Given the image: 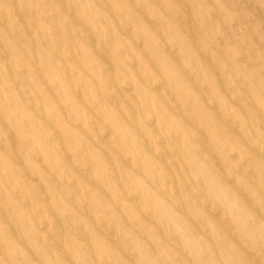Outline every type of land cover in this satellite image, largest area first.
I'll use <instances>...</instances> for the list:
<instances>
[{"label":"rangeland","instance_id":"374dc122","mask_svg":"<svg viewBox=\"0 0 264 264\" xmlns=\"http://www.w3.org/2000/svg\"><path fill=\"white\" fill-rule=\"evenodd\" d=\"M16 1L0 0V264H264V0Z\"/></svg>","mask_w":264,"mask_h":264},{"label":"bare ground","instance_id":"6f19581e","mask_svg":"<svg viewBox=\"0 0 264 264\" xmlns=\"http://www.w3.org/2000/svg\"><path fill=\"white\" fill-rule=\"evenodd\" d=\"M15 1H16V0H15ZM17 1H18V0H17ZM17 1H16V2H17ZM133 1H134V0H133ZM238 2H239V1H238ZM12 3H13V2H12ZM16 4H17V3H16ZM16 4H15V5H16ZM65 4H66V3H65ZM99 4H100V3H99ZM11 5H12V4H11ZM100 5H101V4H100ZM102 5H103V4H102ZM62 6H63V5H62ZM70 6H71V4H70ZM160 6H162V5L160 4ZM136 7H137V6H136ZM66 8H67V7H66ZM65 10H66V9H65ZM109 10H110V9H109ZM66 12H69V11H66ZM73 12H74V11H73ZM73 12H71V13L73 14ZM2 14H4V13L2 12ZM113 14H114V13H113ZM143 14H144V13H143ZM0 15H1V14H0ZM4 15L6 16V14H4ZM4 15H3V16H4ZM19 15H20V13H19ZM70 15H71V14H70ZM73 15H74V14H73ZM119 15H120V14H119ZM179 16H180V15H179ZM189 16H190V15H189ZM250 16H252V15H250ZM7 17H8V16H7ZM50 17H52V15H51ZM60 17H61V14H60ZM252 17H253V16H252ZM1 18H2V16H1ZM5 18H6V17H4V19H5ZM52 18H55V17L53 16ZM52 18H51V20H53ZM11 19H12V17H11ZM189 19H190V18H189ZM189 19H188V20H189ZM21 20H22V19H21ZM49 20H50V19H49ZM76 20H77V18H76ZM5 21H6V20H5ZM108 21H109V20H108ZM2 22H3V20H2ZM50 22H52V21H50ZM54 22H55V20H54ZM71 22H72V21H71ZM25 23H26V22H25ZM6 24H7V22H5V25H6ZM37 24H38V23H37ZM191 24H192V23H191ZM34 25H35V24H34ZM56 25H57V23H56ZM80 25H81V24H80ZM82 25H83V23H82ZM20 26H21V25H20ZM153 26H154V25H153ZM189 26H190V25H189ZM31 27H32V26H31ZM35 27H36V26H35ZM85 27H86V26H85ZM85 27H84V28H85ZM131 27H132V26H131ZM190 27H191V26H190ZM190 27H189V28H190ZM57 28H58V27H57ZM10 29H11V28H10ZM128 29H129V28H128ZM124 30H125V29H124ZM8 31H9V30H8ZM10 31H11V30H10ZM10 33H11V32H10ZM15 33H16V32H15ZM11 34H12V33H11ZM191 34H192V33H191ZM16 35H17V34H16ZM18 35H19V34H18ZM189 36H190V35H189ZM15 37H16V36H15ZM18 37H19V36H18ZM244 37H245V36H244ZM133 38H134V37H133ZM162 38H163V37H162ZM93 39H94V38H93ZM131 39H132V38H131ZM141 39H142V38H141ZM143 40H144V39H143ZM240 40H241V39H240ZM29 41H30V40H29ZM107 41H108V40H107ZM104 42H106V41H104ZM218 42H220V41H218ZM94 43H95V39H94V41H93V44H94ZM106 43H108V42H106ZM139 43H140V42H139ZM139 43H138V44H139ZM161 43H162V42H161ZM1 44H2V43H1ZM246 44H247V43H246ZM246 44H243V45H245V47H248ZM20 45H21V44H20ZM94 45H95V44H94ZM114 45H115V44H114ZM142 45H143V44H142ZM58 46H60V45H57L56 47H58ZM140 46H141V43H140L139 47H140ZM143 46H144V45H143ZM219 46H221V45H219ZM62 48H63V47H62ZM109 48H110V47H109ZM141 48H142V47H141ZM144 48H145V47H144ZM220 48H221V47H220ZM248 48H249V47H248ZM33 49H34V48H33ZM60 49H61V48H60ZM111 49H112V48H111ZM169 49H170V48H169ZM23 50H24V49H23ZM100 50H101V49H100ZM219 50H221V49H219ZM219 50H218V51H219ZM55 51H57V49H56ZM55 51H54V52H55ZM95 51H96V50H95ZM102 51H103V50H102ZM143 51H144V49H143ZM167 51H168V50H167ZM224 51H225V49H224ZM103 52H105V51H103ZM106 52H107V51H106ZM200 52H201V51H200ZM225 52H226V51H225ZM230 52H231V51H230ZM6 53H7V52H6ZM96 53H97V52H96ZM143 53H144V52H143ZM175 53H178V52H175ZM73 54H74V53H73ZM101 55H102V52H101ZM103 55H106V54L103 53ZM107 56H108V54H107ZM110 56H111V55H110ZM110 56H108V58H110ZM133 56H134V55H133ZM176 56H177V55H176ZM260 56H261V55H260ZM7 57H8V56H6V58H7ZM174 57H175V56H174ZM207 57H208V56H207ZM243 57H244V56H243ZM8 58H9V57H8ZM29 59H30V58H29ZM32 59H33V58H32ZM208 59H210V58H208ZM13 60H14V59H13ZM33 60H34V59H33ZM36 60H37V59L35 58V62H36ZM70 60H71V59H70ZM73 60H74V59H73ZM76 60H77V59H76ZM27 62H28V61H27ZM151 62H153V61H151ZM180 62H181V61H180ZM209 62H210V61H208V63H209ZM211 62H212V61H211ZM7 63H8V62H7ZM77 63H79V62H77ZM255 63H257V62H255ZM255 63L252 62L253 65H255ZM32 64H33V63H32ZM153 64H154V63H153ZM131 65H132V64H131ZM136 65H137V64H136ZM38 66H39V65H38ZM38 66H37V67H38ZM110 66H111V65H110ZM108 68H109V67H108ZM108 68H107V69H108ZM217 68H218V67H217ZM38 69H39V68H38ZM111 69H112V67H111ZM134 69H135V68H134ZM213 69H216V67L213 68ZM25 70H28V69H25ZM67 70H69V69H67ZM67 70H66V71H67ZM235 70H236V69H235ZM240 70H241V69H240ZM85 71H86V70H85ZM212 71H213V70H212ZM227 71H228V70H227ZM25 72H26V71H25ZM28 72H29V70H28ZM110 72H111V70H110ZM185 72H186V71H185ZM187 72H188V71H187ZM187 72H186V73H187ZM214 72H215V71H214ZM2 73H3V72H2ZM9 73H10V72H9ZM11 73H12V72H11ZM36 73H37V72H36ZM113 73H114V72H113ZM216 73H217V72H216ZM23 74H24V73H23ZM68 75H69V74H68ZM76 75H77V74H76ZM113 75H114V74H113ZM113 75H112V76H113ZM112 76H111V79H112ZM235 76H236V75H235ZM243 76H244V75H243ZM189 77H190V76H189ZM109 78H110V77H109ZM8 79H9V78H8ZM10 79H12V78H10ZM111 79H110V82H111ZM112 80H113V79H112ZM19 81H20V79H19ZM19 81H18V82H19ZM12 82H13V80H12ZM25 82H26V81H25ZM21 83H22V82H21ZM114 83H115V82H114ZM114 83H113V85H114ZM165 83H166V82H165ZM165 83H164V84H165ZM16 84H17V82H16ZM132 84H133V83H132ZM132 84H130V86H131ZM23 85H25V83H23ZM47 85H48V84H47ZM149 85H150V84H149ZM222 85H223V84H222ZM240 85H241V84H240ZM15 86H16V85H15ZM18 86H19V85H18ZM153 86H154V85H153ZM163 86H167V85L165 84V85H163ZM163 86H161V88H162ZM33 87H34V85H33ZM48 87H49V86H48ZM114 87H115V85H114ZM196 87H197V86H196ZM196 87H195V88H196ZM17 88H18V87H17ZM131 88H132V87H131ZM74 89H75V88H74ZM78 89H79V87H78ZM193 89H194V88H193ZM29 90H30V89H29ZM79 90H80V89H79ZM122 90H123V88H122ZM130 90H131V89H130ZM168 90H169V89H168ZM230 90H231V89H230ZM127 91H128V90H127ZM247 91H248V90H247ZM27 92H28V91H27ZM52 92H53V91H52ZM131 92H132V91H131ZM163 92H164V91H163ZM163 92H162V93H163ZM169 92H170V90H169ZM133 93H134V92H133ZM123 94H126V93L124 92ZM75 95H76V94H75ZM79 95H80V94H79ZM161 95H162V94H161ZM229 95H230V94H229ZM38 96H39V95H38ZM116 96H117V95H116ZM39 97H40V96H39ZM162 97H163V96H162ZM164 97H165V96H164ZM164 97H163V98H164ZM114 98H115V97H114ZM242 98H243V97H242ZM245 98H246V97H245ZM27 99H31V98H27ZM33 99H34V98H33ZM36 99H37V98H36ZM36 99H34V100H36ZM111 99H112V98H111ZM124 99H125V98H124ZM164 99H165V98H164ZM82 100H83V99H82ZM173 100H174V99H173ZM203 100H204V99H203ZM207 100H209V99H207ZM113 101H114V100H113ZM116 101H117V100H115V103H116ZM131 101H133V103H134L133 98H132ZM231 101H232V100H231ZM12 102H14V101H12ZM117 102H119V101H117ZM214 102H215V101H214ZM214 102H212L211 104L215 105ZM31 103H32V102H31ZM33 103H34V102H33ZM39 103H40V101H39ZM82 103H84V102H82ZM111 103H112V101H111ZM235 103H237V102H235ZM119 104H120V102H119ZM129 104H130V103H129ZM250 104H251V103H250ZM253 104H254V102H253ZM253 104H252V105H253ZM29 105H30V103H29ZM32 105H33V104H32ZM32 105H30V106H32ZM117 105H118V104H117ZM209 105H210V103H209ZM217 105H218V104H217ZM221 105H222V104H221ZM33 106H34V105H33ZM33 106H32V107H33ZM42 106H43V105H42ZM42 106H41V107H42ZM118 107H119V105H118ZM169 107H170V106H169ZM226 107H227V105H226ZM228 107H229V106H228ZM252 107H253V106H252ZM30 108H31V107H30ZM39 108H40V107H39ZM39 108H38V109H39ZM63 108H64V107H63ZM89 108H90V107H89ZM94 108H95V107H94ZM179 108H180V107H179ZM213 108H214V107H213ZM151 109H152V108H151ZM190 109H191V108H190ZM1 111H2V110H1ZM36 111H37V110H36ZM40 111H41V110H40ZM43 111H44V110H43ZM70 111H71V110H70ZM179 111H180V110H179ZM194 111H195V110H194ZM194 111H193V112H194ZM41 112H42V111H41ZM67 112H68V111H67ZM92 112H93V111H92ZM260 112H261V111H260ZM6 113H7V111H6ZM37 113H38V112H37ZM39 113H40V112H39ZM44 113H45V111H44ZM70 113H71V112H70ZM3 114H4V113H3ZM41 114H42V113H41ZM1 115H2V114H1ZM1 115H0V116H1ZM72 115H73V114H72ZM177 115H178V114H177ZM179 115H180V113H179ZM65 116H67V115H65ZM70 116H71V115H70ZM89 116H90V115H89ZM218 116H220V115H218ZM218 116H217V117H218ZM258 116H259V114H258ZM260 116H261V115H260ZM260 116H259V117H260ZM1 117H2V116H1ZM3 117H5V116L3 115ZM3 117H2V118H3ZM42 117H43V116H42ZM91 117H92V116H91ZM231 117H232V116H231ZM105 118H106V117H105ZM134 118H135V117H134ZM223 118H224V117H223ZM227 118H228V117H227ZM3 119H4V118H3ZM26 119H27V118H26ZM35 119H36V118H35ZM43 119H44V118H43ZM72 119H73V117H72ZM86 119H88V118H86ZM103 119H104V118H103ZM44 120H45V119H44ZM73 120H74V119H73ZM230 120H231V119H230ZM262 120H263V119H262ZM262 120H261V121H262ZM27 121H28V120H27ZM35 121H36V120H35ZM135 121H136V120H135ZM219 121H220V120H219ZM226 121H227V120H226ZM1 122H2V121H1ZM47 122H49V120H48ZM148 122H149V120H148ZM230 122H231V121H230ZM72 123H73V122H72ZM228 123H229V119H228ZM1 124H2V123H1ZM19 124H20V123H19ZM24 124H25V123H24ZM52 124H53V123H52ZM73 124H74V123H73ZM73 124H72V125H73ZM108 124H109V123H108ZM108 124H107V125H108ZM36 125H37V124H36ZM36 125H35V126H36ZM45 125H46V124H45ZM132 125H133V124H132ZM137 125H138V124L136 123V126H137ZM230 125H231V124H229V126H230ZM25 126H26V125H25ZM43 126H44V125H43ZM73 126H74V125H73ZM77 126H78V125H77ZM79 126H80V125H79ZM192 126H193V125H192ZM237 127H238V126H237ZM78 128H79V127H78ZM232 128H234V127H232ZM6 129H7V128H6ZM60 129H61V128H60ZM155 129H157V128H155ZM196 129H197V128H196ZM95 130H96V129H95ZM97 130H99V127H98ZM109 130H110V129H109ZM175 131H177V130H175ZM57 132H58V131H57ZM109 132H110V131H109ZM11 133H12V132H11ZM178 133H180V132H178ZM191 133H192V132H191ZM7 134H8V132H7ZM9 134H10V132H9ZM9 134H8V136H10ZM89 135H90V134H89ZM105 135H106V133H105ZM105 135H104V136L102 135L103 138L105 137ZM109 135H110V134H109ZM112 135H113V134H112ZM11 136H12V135H11ZM16 136H18L17 133H16ZM82 136H83V135H82ZM98 136H99V135H98ZM98 136H97V137H98ZM176 136H177V135H176ZM14 137H15V136H14ZM160 137H161V136H160ZM178 137H179V135H178ZM202 137H204V136H202ZM56 138H58V137H56ZM56 138H55V140H56ZM145 138H146V137H145ZM145 138H144V139H145ZM162 138H163V137H162ZM17 139H18V138H17ZM41 139H42V138H41ZM107 139H108V138H107ZM110 139H111V137H110ZM163 139H164V138H163ZM181 139H182V138H181ZM203 139H206V138H203ZM8 140H9V139H8ZM10 140H11V138H10ZM12 140H13V139H12ZM18 140H19V139H18ZM18 140H17V141H18ZM101 140H102V139H101ZM103 140H104V139H103ZM103 140H102V141H103ZM117 140H118V139H117ZM175 140H176V137H175ZM193 140H195V139H193ZM109 141H111V140H109ZM109 141H107V143H109ZM179 141H181V140L179 139ZM0 142H1V141H0ZM53 142H55V141H53ZM59 142H60V141H59ZM98 142H99V140H98ZM104 142H105V141H104ZM172 142H173V140H172ZM181 142H182V141H181ZM197 142H198V141H197ZM2 143H3V142H2ZM5 143H6V142H5ZM10 143H11V142H10ZM110 143H111V142H110ZM198 143H199V142H198ZM205 143H206V142H205ZM207 143H208V142H207ZM207 143H206V144H207ZM254 143H255V142H254ZM0 144H1V143H0ZM13 144H14V143H13ZM146 144H148V143H146ZM160 144H162V143H160ZM175 144H176V143H175ZM203 144H204V142H203ZM19 145H20V141H19ZM100 145H101V144H100ZM108 145H109V144H108ZM163 145H164V144H163ZM177 145H178V144H177ZM1 146H2V145H1ZM15 146H16V145H15ZM110 146H111V145H110ZM110 146H109V147H110ZM203 146H204V145H203ZM205 146H207V145H205ZM12 147H14V146H11L10 148H12ZM85 147H86V146H85ZM99 147H101V146H99ZM99 147H98V148H99ZM59 148H60V146H59ZM146 148H147V147H146ZM164 148H165V147H164ZM5 149H6V147H5ZM63 149H64V148H63ZM113 149H114V148H112V150H113ZM125 149H126V148H125ZM206 149H207V148H206ZM254 149H255V148H254ZM11 150H12V149H11ZM11 150H10V151H11ZM18 150H19V149H18ZM57 150H58V149H57ZM60 150H61V149H60ZM257 150H259V149H257ZM14 151H15V150H14ZM105 151H106V150H105ZM113 151L115 152V150H113ZM2 152H3V151H2ZM16 152H17V151H16ZM81 152H82V151H81ZM106 152H107V151H106ZM152 152H153V151H152ZM108 153H109V152H108ZM117 153H118V152H117ZM176 153H177V152H176ZM176 153H175V154H176ZM1 154H2V153H1ZM1 154H0V155H1ZM6 154H7V153H6ZM15 154H16V153H15ZM56 154H57V153H56ZM166 154H167V153H166ZM212 154H213V153H212ZM3 155H4V154H3ZM13 155H14V154H13ZM16 155H17V154H16ZM66 155H67V154H66ZM85 155H86V154H85ZM119 155H120V154H119ZM179 155H180V154H179ZM179 155H178V156H179ZM1 156H2V155H1ZM55 156H56V155H55ZM87 156H89V155H87ZM162 156H163V155H162ZM236 156H237V155H236ZM263 156H264V155H263ZM263 156H261V157H263ZM2 157H4V156H2ZM10 157H11V154H10ZM14 157L17 159L16 156H14ZM35 157H36V156H35ZM57 157H58V156H57ZM107 157H108V155H107ZM163 157H164V156H163ZM171 157H172V156H171ZM175 157H176V156H175ZM179 157H180V156H179ZM18 158H19V157H18ZM37 158H38V157H37ZM67 158H68V157H67ZM109 158H110V157H109ZM158 158H159V157H158ZM164 158H165V157H164ZM19 159H20V158H19ZM129 159H130V157H129ZM7 160H8V159H7ZM10 160H11V159H10ZM38 160H39V159H38ZM40 160H41V159H40ZM61 160H62V159H61ZM107 160L109 161V159H107ZM163 160H164V159H163ZM209 160H210V159H209ZM209 160H208V162H209ZM218 160H219V159H218ZM87 161L89 162V159H88ZM92 161H93V160H92ZM112 161H113V160H112ZM247 161H248V160H247ZM250 161H251V160H250ZM10 162H12V161H10ZM20 162H21V161H20ZM20 162H18V163H20ZM62 162H64V160H62ZM162 162H163V161H162ZM164 162H165V161H164ZM23 163H24V162H23ZM81 163H82V162H81ZM91 163H92V162H91ZM111 163H114V162H111ZM171 163H172V162H171ZM174 163H175V162H174ZM20 164H22V163H20ZM43 164H44V163H43ZM65 164H66V162H65ZM72 164H73V163H72ZM72 164H71V165H72ZM152 164H153V163H152ZM216 164H217V163H216ZM10 165H11V164H10ZM23 165H24V164H23ZM62 165H63V164H62ZM111 165H112V164H111ZM64 166H66V165H64ZM89 166H90V165H89ZM112 166H114V165H112ZM177 166H178V165H177ZM221 166H222V165H221ZM252 166H253V165H252ZM12 167H13V166H12ZM84 167H85V166H84ZM216 167H217V166H216ZM68 168H69V166H68ZM70 168H71V167H70ZM114 168H116V167H114ZM134 168H135V167H134ZM168 168H169V167H167V169H168ZM170 168H171V167H170ZM170 168H169V170H170ZM24 169H25V168H24ZM26 169H27V168H26ZM83 169H84V168H83ZM87 169H88V168H87ZM116 169H117V168H116ZM241 169H244V168H241ZM0 170H1V168H0ZM32 170H33V169H32ZM71 170H72V169H71ZM79 170H82V169L80 168V169H78V171H79ZM84 170H85V169H84ZM93 170H95V169L93 168ZM140 170H141V169H140ZM142 170H143V169H142ZM250 170H251V169H250ZM27 171H28V170H27ZM47 171H48V170H47ZM86 171H87V170H86ZM89 171H91V170H89ZM170 171H171V170H170ZM14 172H15V171H14ZM21 172H22V171H21ZM72 172H73V171H72ZM72 172H71V173H72ZM82 172H83V171H82ZM69 173H70V171H69ZM83 173H84V172H83ZM91 173H92V171H91ZM91 173H90V174H91ZM93 173H94V172H93ZM117 173H118V172H117ZM138 173H139V172H138ZM185 173H186V172H185ZM250 173H251V172H250ZM51 174H54V172L51 173ZM67 174H68V172H67ZM73 174H74V173H73ZM78 174H80V173H78ZM81 174H82V173H81ZM81 174H80V175H81ZM86 174H87V172H86ZM118 174H119V173H118ZM170 174H171V173H170ZM186 174H187V173H186ZM21 175H22V174H21ZM25 175H26V174H25ZM29 175H30V174H29ZM71 175H72V174H71ZM74 175H75V174H74ZM84 175H85V174H84ZM84 175H83V176H84ZM91 175H92V174H91ZM91 175H90V176H91ZM140 175H142V173H141ZM188 175H189V174H187V177H188ZM246 175H247V174H246ZM22 176H23V175H22ZM26 176H27V175H26ZM26 176H25V177H26ZM72 176H73V175H72ZM75 176H76V175H75ZM115 176H116V175H115ZM251 176H252V175H251ZM77 177H78V176H77ZM77 177H76V178H77ZM85 177H86V175H85ZM87 177H88V174H87ZM87 177H86V178H87ZM116 177H117V176H116ZM224 177H225V175H224ZM252 177H253V176H252ZM252 177H251L250 179H252ZM26 178H27V177H26ZM53 178H54V177H53ZM86 178H85V179H86ZM93 178H94V177H93ZM113 178H115V177H113ZM27 179H28V178H27ZM30 179H31V177H30ZM33 179H34V178H33ZM78 179H79V177H78ZM91 179H92V178H91ZM109 179H110V178H109ZM117 179H119V176H118ZM174 179H176V178H174ZM189 179H190V178H189ZM228 179H229V178H228ZM228 179H227V180H228ZM233 179H235V178H233ZM233 179L231 178L230 180H233ZM5 180H6V178H5ZM44 180H45V179H43V182H44ZM81 180H82V179H81ZM112 180H113V179H112ZM157 180H158V179H157ZM255 180H256V179L254 178V181H255ZM29 181H30V180H29ZM35 181H36V180H35ZM41 181H42V180H41ZM54 181H55V180H54ZM82 181H83V180H82ZM82 181H81V182H82ZM158 181H159V180H158ZM161 181H162V180H161ZM175 181H176V180H175ZM202 181H203V180H202ZM251 181H252V180H251ZM254 181H252V182H254ZM256 181H257V180H256ZM6 182H7V181H6ZM30 182H31V181H30ZM43 182H42V183H43ZM66 182H67V181H66ZM90 182H91V181H90ZM98 182H99V181H98ZM148 182H149V181H148ZM156 182H157V181H156ZM200 182H201V181H200ZM12 183H14V182H12ZM83 183H84V182H83ZM149 183H150V182H149ZM158 183H159V182H158ZM173 183H174V181H173ZM175 183L177 184V182H175ZM75 184H76V183H75ZM97 184H98V183H97ZM105 184H106V183H105ZM123 184H124V183H123ZM156 184H157V183H156ZM156 184H155V185H156ZM190 184H191V183H190ZM200 184H202V183H200ZM200 184H199V185H200ZM21 185H22V184H21ZM42 185H43V184H42ZM58 185H59V184H58ZM72 185H73V183H72ZM94 185H95V184H94ZM98 185H99V187H100V184H98ZM8 186H9V185H8ZM11 186H12V185H11ZM70 186H71V185H70ZM88 186H89V185H88ZM95 186H96V185H95ZM12 187H13V186H12ZM60 187H61V186H60ZM62 187H63V186H62ZM85 187H86V185H85ZM85 187H84V188H85ZM89 187H90V186H89ZM155 187H156V186H155ZM176 187H178V186L176 185ZM183 187H184V186H183ZM49 188H50V187H49ZM76 188H77V187H76ZM90 188H91V187H90ZM101 188H102V187H101ZM11 189L13 190V188H11ZM37 189H38V188H37ZM60 189H61V188H60ZM178 189H179V188H178ZM203 189H204V188H203ZM43 190H44V189H43ZM91 190H92V189H90L89 192H91ZM239 190H241V189H239ZM239 190H238V191H239ZM70 191H71V190H70ZM86 191H88V190L86 189ZM95 191H96V190H95ZM104 191H105V190H104ZM112 191H113V189H112ZM16 192H17V191H16ZM16 192H15V193H16ZM37 192H38V191H37ZM44 192H45V190H44ZM44 192L41 191V194L44 193ZM58 192H59V190H58ZM61 192H62V191H61ZM66 192H67V190H66ZM71 192H72V191H71ZM75 192H76V191H75ZM77 192H78V191H77ZM105 192H106V191H105ZM109 192H110V190H109ZM139 192H140V191H139ZM178 192H179V191H178ZM17 193H19V192H17ZM24 193H25V192H24ZM63 193H64V192H63ZM80 193H81V192H80ZM106 193H107V194H111V193H108V192H106ZM241 193H242V192H241ZM3 194H4V193H3ZM64 194H65V193H64ZM75 194H76V193H75ZM84 194L86 195V192H84ZM100 194H101V193H100ZM139 194H140V193H139ZM19 195H20V194H19ZM39 195H40V194H39ZM39 195H38V196H39ZM72 195H74V194H72ZM85 195H84V196H85ZM130 195H131V194H130ZM140 195H141V194H140ZM176 195H177V194H176ZM40 196H41V195H40ZM65 196H66V195H65ZM172 196H173V195H172ZM178 196H179V194H178ZM196 196H197V195H196ZM198 196H199V195H198ZM0 197H1V196H0ZM5 197H6V196H5ZM18 197H19V196H18ZM18 197H17V198H18ZM20 197H21V196H20ZM41 197H42V196H41ZM70 197H71V196H69V198H70ZM102 197H104V196H102ZM111 197H112V196H111ZM126 197H127V196H126ZM131 197H132V196H131ZM131 197H130V198H131ZM26 198H28V196H27ZM67 198H68V197H67ZM71 198H73V197H71ZM88 198H91V197H89V195H88ZM133 198L138 199V198H136V197H132V199H133ZM200 198H202V197H200ZM47 199H48V196H47ZM135 199H134V200H135ZM175 199H178V198L175 196ZM250 199H251V198H249V200H250ZM7 200H8V199H7ZM70 200H71V199H70ZM78 200H79V199H78ZM127 200H129V198H128ZM130 200H131V199H130ZM180 200H181V199H180ZM27 201H28V203H29V205H30L29 200H27ZM43 201H44V199H43ZM45 201H46V200H45ZM117 201H118V199H117ZM119 201H120V200H119ZM119 201H118V202H119ZM121 201H122V200H121ZM131 201H132V200H131ZM139 201H140V199H139ZM181 201H182V200H181ZM9 202H10V201H9ZM71 202H73V201L71 200ZM134 202H136V201H134ZM3 203H5V202H3ZM7 203H8V202H7ZM7 203H6V204H7ZM22 203H23V202H22ZM25 203H27V202H25ZM63 203H64V202H63ZM63 203H62V204H63ZM73 203H74V202H73ZM78 203H80V201H79ZM87 203H88V202H87ZM106 203H107V201H106ZM119 203H120V202H119ZM140 203H141V202H140ZM208 203H209V202H208ZM208 203H206V205H207ZM9 204H11V203H9ZM80 204H81V203H80ZM82 204H83V203H82ZM82 204H81V205H82ZM136 204H137V203H136ZM142 204H143V203H142ZM29 205H28V206H29ZM49 205H50V204H49ZM88 205H89V204H88ZM90 205H91V204H90ZM101 205H103V204H101ZM106 205H107V204H106ZM115 205H116V204H115ZM58 206H59V205H58ZM91 206H92V205H91ZM207 206H208V205H207ZM31 207H32V206H31ZM49 207H51V206H49ZM116 207H117V206H116ZM42 208H43V207H42ZM51 208H52V207H51ZM54 208H55V207H54ZM107 208H108V207H107ZM118 208H119V206H118ZM122 208H126V207H122ZM256 208H257V207H255V209H256ZM56 209H57V208H56ZM93 209H94V207H93ZM108 209H109V208H108ZM10 210H11V208H10ZM35 210H36V209H35ZM73 210H74V209H73ZM124 210H125V209H124ZM219 210H221V209L219 208ZM52 211H53V210H52ZM57 211H58V210H57ZM88 211H89V210H88ZM88 211H87V212H88ZM107 211H108V210H107ZM80 212H81V211H80ZM83 212H84V211H83ZM90 212L92 213V211H90ZM110 212H111V211H110ZM141 212H142V211H141ZM49 213H50V212H49ZM61 213H62V212H61ZM183 213H184V212H183ZM17 214H18V213H17ZM25 214H27V213H25ZM25 214H24V215H25ZM50 214H51V213H50ZM85 214H88V213H86V211H85ZM115 214H116V213H115ZM185 214H187V213H185ZM220 214H221V213H220ZM12 215L14 216V213H12ZM51 215H53V214H51ZM1 216H2V214H1ZM13 216H12V218H13ZM41 216H42V215H41ZM64 216H65V215H64ZM89 216H90V213H89ZM92 216H93V215H92ZM122 216H123V215H122ZM189 216H190V215H189ZM217 216H218V215H217ZM219 216H220V215H219ZM3 217H4V216H3ZM15 217H16V216H15ZM56 217H57V216H56ZM149 217H150V215H149ZM34 218H35V217H34ZM36 218H37V217H36ZM42 218H43V217H42ZM61 218H62V217H61ZM153 218H154V217H153ZM189 218H190V217H189ZM226 218H227V217H226ZM263 218H264V217H263ZM5 219H6V218H5ZM5 219H4V220H5ZM13 219H14V218H13ZM19 219H20V218H19ZM100 219H101V218H100ZM221 219H222V218H221ZM227 219H228V218H227ZM20 220H21V219H20ZM22 220H23V219H22ZM66 220H68V218H67ZM94 220H95V219H94ZM194 220H195V219H194ZM7 221H8V220H6V222H7ZM12 221H13V222H16V221H14V220H12ZM17 221H18V219H17ZM23 221H24V220H23ZM61 221H62V220H61ZM77 221H78V220H77ZM156 221H157V220H156ZM221 221H222V220H221ZM25 222H26V221H25ZM38 222H39V221H38ZM81 222H82V221H81ZM152 222H153V220H152ZM168 222H169V221H168ZM226 222H227V221H225L224 224H225ZM16 223H17V222H16ZM26 223H27V222H26ZM26 223H25V224H26ZM46 223H48V222H46ZM58 223H59V221H58ZM68 223H69V222H68ZM107 223H108V222H107ZM195 223L197 224V222H195ZM215 223H216V222H215ZM228 223H229V222H228ZM21 224L23 225L24 223H21ZM21 224H20V225H21ZM28 224H29V223H28ZM101 224H102V223H101ZM105 224H106V223H105ZM105 224H104V226H105ZM125 224H126V223H125ZM209 224H210V221H209ZM216 224H217V223H216ZM216 224H215V225H216ZM11 225H12V224H11ZM42 225H43V224H42ZM47 225H48V224H47ZM47 225H46V226H47ZM54 225H55V224H54ZM58 225H59V224H58ZM95 225H96V224H95ZM102 225H103V224H102ZM137 225H138V224H137ZM217 225H218V224H217ZM221 225H222V224H221ZM24 226H25V225H24ZM96 226H97V225H96ZM96 226H95V227H96ZM98 226H99V225H98ZM100 226H101V225H100ZM104 226H103V227H104ZM112 226L116 227V225H112ZM158 226H159V225H158ZM222 226H223V225H222ZM228 226H230V225H228ZM259 226H260V225H259ZM20 227H21V226H20ZM47 227H48V226H47ZM54 227H55V226H54ZM83 227H84V226H83ZM103 227H102V228H103ZM202 227H203V226H202ZM217 227H218V226H217ZM225 227H226V226H225ZM230 227H231V226H230ZM18 228H19V227H18ZM21 228H22V227H21ZM24 228H25V227H24ZM26 228H27V227H26ZM42 228H43V227H42ZM42 228H41V231H42ZM104 228H105V227H104ZM160 228H161V227H160ZM223 228H224V226H223ZM0 229H1V228H0ZM5 229L8 231L7 228H5ZM48 229H49V227H48ZM60 229H61V227H60ZM80 229H82V228H80ZM114 229H115V228H114ZM116 229H117V228H116ZM116 229H115V231H116ZM135 229H136V228H135ZM213 229H214V228H212V230H213ZM218 229H219V227H218ZM226 229H227V227H226ZM231 229H232V228H231ZM9 230H10V229H9ZM13 230H14V228H13ZM13 230H12V231H13ZM33 230H34V229H33ZM45 230H46V228H45ZM45 230H44V231H45ZM51 230H53V229H51ZM78 230H79V229H78ZM98 230H99V227H98ZM160 230H161V229H160ZM201 230H203V229H201ZM228 230H230V229L228 228ZM46 231H47V230H46ZM99 231H100V230H99ZM103 231H104V230H103ZM117 231H118V229H117ZM204 231H205V230H204ZM206 231H208V230L206 229ZM206 231H205V232H206ZM219 231H220V230H219ZM24 232H25V231H24ZM55 232H56V231H55ZM160 232H161V231H160ZM166 232H167V231H166ZM170 232H171V231H170ZM3 233H4V232H3ZM15 233H16V232H15ZM40 233H41V232H40ZM62 233H63V232H62ZM79 233H80V231H79ZM82 233H83V235H84V232H82ZM111 233L113 234L112 231H111ZM111 233H109V234L111 235ZM114 233H115V232H114ZM116 233H117V232H116ZM162 233H163V231H162ZM12 234H14V233H12ZM41 234H42V233H41ZM58 234H60V232H59ZM69 234H70V233H69ZM171 234H172V233H171ZM171 234H170V235H171ZM210 234H211V233H210ZM261 234H262V233H261ZM22 235H23V234H22ZM29 235H30V234H29ZM39 235H40V234H39ZM62 235H63V234H62ZM107 235H108V234H106L105 236H107ZM113 235H114V234H113ZM162 235H163V234H162ZM172 235H173V234H172ZM175 235H176V234H175ZM207 235H208V234H206L205 236H207ZM234 235H235V234H234ZM234 235H233V236H234ZM16 236H17V233H16ZM56 236H57V235H56ZM84 236H85V235H84ZM86 236H87V235H86ZM108 236H109V235H108ZM213 236H214V235H213ZM219 236H220V235H219ZM223 236H224V235H223ZM24 237H25V235H24ZM31 237H32V236H31ZM61 237H62V236H61ZM73 237H75V236H73ZM174 237L176 238V236H174ZM208 237H209V235H208ZM230 237H231V236H230ZM235 237H237V236H234V238H235ZM49 238H50V237H49ZM51 238H52V237H51ZM54 238H55V237H54ZM66 238H67V237H66ZM69 238H70V237H69ZM88 238H89V236H88ZM110 238H111V237H110ZM147 238H148V237H147ZM175 238H173V239H175ZM200 238H201V236H200ZM210 238H211V237H210ZM214 238H216V236H214ZM221 238H222V237H221ZM225 238H226V237H225ZM227 238H228V236H227ZM25 239H26V238H25ZM31 239H32V238H31ZM79 239H80V238H79ZM86 239H87V237H86ZM134 239H135V238H134ZM211 239H212V238H211ZM222 239H223V238H222ZM38 240H40V238H39ZM41 240H42V239H41ZM54 240H55V239H54ZM57 240H58V239H57ZM57 240H56V242H57ZM59 240H60V239H59ZM74 240H75V239H74ZM81 240H82V239H81ZM83 240H84V239H83ZM112 240H113V239H112ZM199 240H200V239H199ZM217 240L221 241L220 239H217ZM32 241H33V240H31V242H32ZM61 241H63V239H62ZM85 241H86V240H85ZM87 241H88V240H87ZM58 242H59V241H58ZM114 242H115V241H114ZM180 242H181V241H180ZM180 242H178V243H180ZM190 242H191V241H190ZM212 242H213V241H212ZM221 242H222V241H221ZM23 243H25V242H23ZM32 243H33V242H32ZM62 243H63V242H62ZM170 243H171V242H170ZM15 244H16V243H15ZM47 244H48V243H47ZM47 244L45 243V246H47ZM51 244H52V243H51ZM58 244H59V243H58ZM58 244H55V245L57 246ZM76 244H77V243H76ZM114 244H115V243H114ZM176 244H177V243H176ZM176 244H175V246H176ZM211 244H212V243H210V245H211ZM246 244H247V243H246ZM16 245H17V244H16ZM26 245H27V244H26ZM49 245H50V244H49ZM52 245H53V244H52ZM52 245H51V246H52ZM116 245H117V244H116ZM212 245L214 246V244H212ZM225 245H227V244H225ZM258 245H260V244H258ZM18 246H19V245H18ZM28 246H29V245H28ZM56 246H55V247H56ZM89 246H90V244H89ZM2 247H4V246H2ZM39 247H40V246H39ZM53 247H54V246H53ZM78 247H80V246H78ZM96 247H97V246H96ZM214 247H215V246H214ZM214 247H213V248H214ZM227 247H228V245H227ZM240 247H241V246H240ZM245 247H246V249H244V248H243V249H244V251H245V250L247 251V250H248V249H247V246H245ZM20 248H21V247H20ZM83 248H86V247H83ZM120 248H121V247H120ZM133 248H134V246H133ZM248 248H249V247H248ZM56 249H57V248H56ZM74 249H76V248H74ZM80 249H81V247H80ZM89 249H90V247H89ZM182 249H183V248H182ZM23 250H24V249H23ZM85 250H86V249H85ZM87 250H88V249H87ZM87 250H86V251H87ZM122 250H123V249H122ZM125 250H126V249H125ZM38 251H39V250H38ZM64 251H65V250H64ZM75 251H76V250H75ZM88 251H89V253H90V250H88ZM215 251H216V250H215ZM233 251H234V250H233ZM61 252H62V251H61ZM65 252H66V251H65ZM76 252H77V251H76ZM91 252H92V251H91ZM156 252H157V251H156ZM169 252H170V251H169ZM229 252H230V251H229ZM62 253H63V252H62ZM69 253H70V252H69ZM123 253H124V252H123ZM127 253H129V252H127ZM133 253H134V251H133ZM133 253H132V254H133ZM182 253H183V252H182ZM209 253H210V252H208L207 254H209ZM216 253H217V252H216ZM246 253H247V252H246ZM251 253H253V251H252ZM44 254H45V253H44ZM92 254H93V253H92ZM135 254H136V252H135ZM160 254H161V253H160ZM186 254H187V253H186ZM186 254H185V255H186ZM47 255H48V254H47ZM79 255H80V254H79ZM90 255H91V254H90ZM103 255H104V254H103ZM150 255H151V254H150ZM153 255H154V254H153ZM163 255H165V254H163ZM163 255H161V256L163 257ZM216 255H217V254H216ZM35 256H36V255H35ZM35 256H34V257H35ZM50 256H51V255H50ZM63 256H64V254H63ZM66 256H69V255H66ZM66 256H65V257H66ZM70 256H71V255H70ZM87 256H88V255H87ZM93 256H95V255L93 254ZM208 256H209V258H210V255H208ZM252 256H253V255H252ZM52 257H53V255L50 257V259H51ZM79 257H80V256H79ZM88 257H89V256H88ZM88 257H86V258H88ZM20 258H21V257H20ZM47 258H49V257H47ZM54 258H55V257H54ZM73 258H75V257H73ZM81 258H82V257H81ZM89 258H90V257H89ZM95 258H96V257H95ZM132 258H133V257H132ZM135 258H137V257L135 256V257H134V260H135ZM213 258L215 259V257H213ZM216 258H217V257H216ZM235 258L237 259V257H235ZM36 259H37V258H36ZM45 259H46V258H45ZM50 259H49V260H50ZM75 259H77V258H75ZM93 259H94V257H93ZM121 259H123V258H121ZM165 259H166V256H165ZM182 259H183V258H182ZM236 259H235V261H236ZM29 260H30V258H29ZM41 260H43V259H41ZM41 260H40V261H41ZM77 260H78V259H77ZM83 260H84V259H83ZM90 260H91V258H90ZM136 260H137V259H136ZM157 260H159V259H157ZM179 260H180V258H179ZM250 260H251V259H250ZM1 261H2V260H1ZM52 261H55V260L52 258ZM70 261H71V257H70ZM75 261H76V260H75ZM78 261H79V260H78ZM84 261H86V260H84ZM95 261H96V260H95ZM95 261H94V262H95ZM159 261H160V260H159ZM180 261H181V260H180ZM190 261H191V260H190ZM190 261H189V262H190ZM252 261H253V260H252ZM261 261H262V260H261ZM43 262H44V261H43ZM81 262H82V260L79 261V263H81ZM86 262H87V261H86ZM241 262H242V261H241ZM254 262L256 263V261H254ZM262 262H263V261H262ZM41 263H42V261H41ZM75 263H76V262H75ZM190 263H191V262H190ZM258 263H259V262H258ZM28 264H29V263H28ZM44 264H45V263H44ZM76 264H78V263H76ZM82 264H83V263H82ZM91 264H92V263H91ZM102 264H103V263H102ZM162 264H163V263H162ZM169 264H170V263H169ZM238 264H239V263H238Z\"/></svg>","mask_w":264,"mask_h":264}]
</instances>
